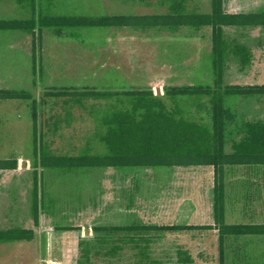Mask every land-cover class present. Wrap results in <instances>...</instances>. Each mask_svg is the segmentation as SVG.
<instances>
[{"label":"rangeland","instance_id":"obj_1","mask_svg":"<svg viewBox=\"0 0 264 264\" xmlns=\"http://www.w3.org/2000/svg\"><path fill=\"white\" fill-rule=\"evenodd\" d=\"M172 0H36L37 12L50 14H116L167 12ZM188 10L211 12L212 0H185ZM231 11L264 9V0H226ZM31 8L19 0H0V18L30 17ZM231 47L244 43L253 59L241 69L238 56L227 53L225 83H264V26L231 27ZM38 70H34L33 33L0 30V89L26 90L33 97L0 100V159L18 158L14 169H0V229L33 228L31 240L0 241V264H110L96 255L112 246L114 236L97 232L96 226L131 224L213 223L214 169L210 165L174 170L145 167L82 168L73 171L42 168L35 161V115L40 123L50 120L48 136L57 153H79L88 143L94 152H106L98 137L100 113L114 105L129 103L124 95L109 99H85L68 120L64 100L49 97L53 109L41 103L45 90L111 89L123 91L151 86L158 95L165 87L213 82L211 28L184 26L176 31L162 27H87L67 29L59 35L44 27ZM233 49V48H232ZM188 117H195L193 99L176 102ZM226 104L236 112L228 126V148L240 139L249 119H264V95H230ZM53 113L62 123L54 128ZM206 121L209 123V117ZM57 132H56V131ZM56 132V133H55ZM39 175V218L35 221V169ZM250 171H252L250 173ZM234 169L227 200L226 220L264 221V199L243 198L244 181L264 182V168ZM172 174V175H171ZM256 184V183H255ZM257 186V185H256ZM255 186V187H256ZM256 191V190H255ZM264 191L261 187L260 191ZM252 195V194H251ZM254 195V192H253ZM256 197V195H255ZM243 205L244 213L241 212ZM245 207V208H244ZM115 236L121 233H112ZM146 264H221L219 232L216 229L151 232ZM247 242V245H246ZM246 245V246H245ZM192 256L180 261L179 249ZM89 252V256L85 254ZM139 249L133 243L116 261L135 264ZM89 259H91L89 261ZM155 259L156 262L153 260ZM113 261L112 262H116ZM114 264V263H112ZM224 264H264V236L228 238Z\"/></svg>","mask_w":264,"mask_h":264},{"label":"trees","instance_id":"obj_2","mask_svg":"<svg viewBox=\"0 0 264 264\" xmlns=\"http://www.w3.org/2000/svg\"><path fill=\"white\" fill-rule=\"evenodd\" d=\"M31 8L30 17L0 18V30H24L34 34V70H38V56L41 47L39 30L50 27L59 35L67 29L87 27H162L176 31L188 26L195 30L204 27L212 29V69L213 82L210 84L169 85L165 94L158 95L149 86L146 89L115 91L111 89H61L45 90L41 103L50 106L49 97L64 100V115L68 120L74 115L73 109L82 107L85 99H109L124 95L129 97L126 105H114L97 117L98 137L105 144L106 152H94L88 143L79 153H57L53 150L54 139H50L44 126L50 127V120L40 123L35 115L34 157L42 168L73 171L82 168H123V167H189L212 165L214 168L213 223L211 224H131L96 226L97 232L114 236L113 243L105 251L97 248L96 255L109 257L110 264H126L116 261L125 250L126 244L133 243L139 259L135 264L143 263L150 255L147 253L151 243V232L188 231L216 229L219 232L221 264H224L225 243L228 238L248 235H264V221L227 222V200L232 181L228 177L234 169H242L246 176L250 170L264 168V119L246 120L243 135L233 139L228 148V126L237 114L226 104L230 95H264V83H225L227 53L232 50L239 58L241 69L245 70L252 62L253 52L244 43H235L231 47L228 29L231 27L264 26V9L230 12L226 0H212V11H190L185 0H172L167 12L161 13H116V14H50L37 12L36 0H19ZM233 48V49H232ZM26 90L0 89V100L32 98ZM176 102L193 99L196 103L195 117H188L180 106L172 109L168 99ZM54 128L62 123L60 115L53 113ZM209 117V123L206 121ZM56 131V130H55ZM57 132V131H56ZM55 132V133H56ZM18 158H1L0 169H14ZM35 171L34 210L35 221L39 218V175ZM252 171H250L251 173ZM256 183V184H255ZM244 181L252 193L264 188V182ZM257 185V186H256ZM256 186V187H255ZM256 190V191H255ZM121 233L115 236L112 233ZM35 236L33 228L11 226L0 229V241L31 240ZM90 251L85 254L89 256ZM179 259L191 263L193 258L180 248ZM114 258V261L112 262ZM91 259H89L90 261ZM154 262L155 259L153 260Z\"/></svg>","mask_w":264,"mask_h":264},{"label":"crops","instance_id":"obj_3","mask_svg":"<svg viewBox=\"0 0 264 264\" xmlns=\"http://www.w3.org/2000/svg\"><path fill=\"white\" fill-rule=\"evenodd\" d=\"M228 10V9H227ZM228 11H230V12H239V11H231V10H228ZM209 27V26H208ZM211 28V27H210ZM201 30V29H200ZM211 42H212V29H211ZM211 52H212V44H211V51H210V55H211ZM210 166H212V165H210ZM190 167V166H189ZM213 167V166H212ZM160 168V167H159ZM163 168V167H162ZM177 168H184V167H164V169H168V170H174V169H177ZM214 169V168H213ZM172 175V174H171ZM242 194V197L240 196V198H243L246 194V198H249V197H253V198H255V199H257V198H259V197H262L261 199H264V191H262L261 193L260 192H256V193H254V195H253V193H249L248 194V192L247 191H245L244 193H241ZM252 194V195H251ZM255 195H256V197H255ZM228 199L229 200H231L232 199V195L230 194V197H228ZM212 205H213V203H212ZM245 208V207H244ZM241 212H242V214L244 213V209H243V205H241ZM246 236V235H245ZM248 236H264V235H248ZM241 237H244V236H237V237H231V238H241ZM246 245H247V242H246ZM245 245V246H246Z\"/></svg>","mask_w":264,"mask_h":264},{"label":"built area","instance_id":"obj_4","mask_svg":"<svg viewBox=\"0 0 264 264\" xmlns=\"http://www.w3.org/2000/svg\"><path fill=\"white\" fill-rule=\"evenodd\" d=\"M51 264H61L58 260L51 261Z\"/></svg>","mask_w":264,"mask_h":264}]
</instances>
